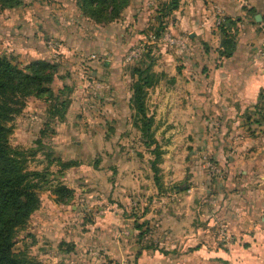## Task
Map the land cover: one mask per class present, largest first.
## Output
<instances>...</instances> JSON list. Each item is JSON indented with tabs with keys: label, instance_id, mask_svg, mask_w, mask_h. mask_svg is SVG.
Returning a JSON list of instances; mask_svg holds the SVG:
<instances>
[{
	"label": "crops",
	"instance_id": "1",
	"mask_svg": "<svg viewBox=\"0 0 264 264\" xmlns=\"http://www.w3.org/2000/svg\"><path fill=\"white\" fill-rule=\"evenodd\" d=\"M165 1L131 0L123 15L126 33L118 35V46L139 42L145 29L155 24L151 8ZM214 6L239 21L237 50L230 59L218 54L221 38L213 26ZM250 9L260 14L264 0H182L167 19L170 31L189 36V51L184 55L169 53L158 45L161 49L152 56L159 82L149 91L147 106L150 109L153 105V129L163 152L162 167L172 171L184 166L190 175L177 181L168 171L157 186L153 175H129L119 183L117 174L109 196L126 191L127 201L137 194L142 204L147 196L145 204L151 211L145 209L141 215L134 211L127 215L131 218L124 219L127 211L122 212L112 201L111 212L86 227L88 231L74 236L73 230L65 235L66 264H264V128L241 124L246 111L255 119L253 106L264 90V43L257 45L261 36L249 24ZM77 39L75 34L65 40L68 53L84 51ZM95 40L98 48L106 50L101 39ZM105 41L108 47L113 46L109 38ZM73 81L74 77L65 78L67 85ZM76 133V126L67 127L65 122V139L71 142ZM213 135L215 143L211 142ZM191 146L200 154L213 152L226 177L209 178L198 158L181 163ZM118 161L111 168L116 173ZM138 163L131 159L127 169ZM73 170L65 171V186L75 191V185L69 184ZM78 196L74 193V198ZM71 210L76 213L78 209ZM136 223H145L146 234L140 240ZM219 224L228 228L230 243L219 241ZM122 229L129 236L121 237Z\"/></svg>",
	"mask_w": 264,
	"mask_h": 264
},
{
	"label": "rangeland",
	"instance_id": "2",
	"mask_svg": "<svg viewBox=\"0 0 264 264\" xmlns=\"http://www.w3.org/2000/svg\"><path fill=\"white\" fill-rule=\"evenodd\" d=\"M157 9L158 7L151 8L150 17L152 15L156 17L154 13ZM213 11L215 14L214 9ZM259 15H261V22L258 25H253L252 18L249 24L261 36L257 45H262L264 43V9ZM19 24L24 26L22 35H20V29L17 30ZM126 25L124 16L118 22L102 26L85 20L81 17L73 0H23V5L18 9L0 11V56H11L15 63L22 67L42 57L32 49L33 44L34 46L47 44V47L52 44L51 49L48 48V54L51 60L61 66L59 77L62 78L55 80L52 86L54 91L58 92L65 84V71L68 76L74 77L72 82L74 93L71 96L72 103L66 120L67 127L76 126L77 130L71 142L70 138L65 139V121L49 123L47 120L49 107L38 99H28L23 113L10 124L13 127L11 146L24 150L29 155L33 154L29 156V169L44 172L48 176L47 183L41 184L39 189L42 203L39 211L32 216L27 226L18 232L15 240L14 251L23 255L28 264H66L65 235L68 236V231L73 230H75L74 236H77L78 232L83 234L88 231L86 227L93 225L99 217H103L102 214L111 212L109 203L112 201H114L112 203L117 202L122 212L127 211L123 215L124 219L131 218L127 215L134 211L139 215L145 209L151 211V206L145 204L147 196L144 197L143 204L139 201L137 194H132L127 201L126 195L129 193L126 191H121L119 194L114 191L109 196L111 181L116 182L117 174L119 183H123L131 175L140 178L154 175L152 162L155 156L141 143L138 132L132 126V112L129 108L131 69L137 63L129 64L125 59L134 46L146 39V35L142 36L139 42L132 41L131 44L124 43L118 46V35L126 33ZM147 28L144 34L147 33ZM65 31L69 35L78 34V45L84 38L101 39L102 44H106L107 48L105 50L92 47L90 54L68 53L65 50ZM57 34H59L58 38H51ZM172 34L175 32L173 31ZM106 38L112 40V47H108ZM28 39L32 41V45ZM122 39L125 40V38ZM162 46L169 53H182L181 55L187 53H179L164 44ZM150 49L152 55L153 53L157 55L155 52L161 48L154 45L147 51ZM91 54L95 58H91ZM152 108L153 105L150 106V113ZM245 122L246 120H243L241 124ZM257 137L260 136L257 135ZM262 137L264 141V135ZM65 140L66 145L70 144L68 148L65 147ZM211 140L215 143L216 136L213 135ZM194 148L196 147H190L188 156H185L181 163L198 158V162H202L209 178L216 180L226 177L227 174L223 168L215 163L213 152L206 151L200 154L201 151L197 153L198 151L195 152ZM131 159L139 163L128 170L127 162L129 164ZM205 159L211 161L214 166L213 171H209ZM117 160H119V166L116 173L115 169L111 168ZM68 161L81 163L80 166L73 168L75 170L69 172L71 174L69 184L75 185L76 192H74L79 196L65 207L57 203L53 191L60 185L65 186V168L62 163ZM96 163H98L97 166ZM163 164V156H161L156 165L160 179L171 171L162 167ZM100 167L102 170H99ZM168 175L174 180L182 181L190 174L189 170L180 166L176 169L172 168ZM104 199L109 202L107 203ZM208 202L212 204L213 201L208 200ZM72 207H77L76 213L71 210ZM119 234L122 235L121 237L129 236L123 229Z\"/></svg>",
	"mask_w": 264,
	"mask_h": 264
},
{
	"label": "trees",
	"instance_id": "3",
	"mask_svg": "<svg viewBox=\"0 0 264 264\" xmlns=\"http://www.w3.org/2000/svg\"><path fill=\"white\" fill-rule=\"evenodd\" d=\"M83 19L90 20L97 25H108L118 22L131 4V0H73ZM182 0H166L158 5L155 24L147 29L145 38L150 35L158 40L163 36L168 27L167 19L180 8ZM23 5V0H0V11L15 10ZM252 18L253 25H258L255 16L259 14L256 9L247 10ZM263 18V17H262ZM238 19L226 16L222 26L217 27L221 42L218 54L221 58L230 59L237 50ZM21 26V27H20ZM20 35L24 26L19 24ZM14 32V30L12 31ZM11 32V35H12ZM146 32V31H145ZM144 33V32H143ZM17 35V34H16ZM35 34H33L34 36ZM59 34L51 38H58ZM69 37L65 31V40ZM30 45L32 41L28 39ZM145 40V39H144ZM141 40V41H144ZM73 42V41H72ZM78 42V39L75 41ZM95 39L84 38L80 40L83 53H89L97 47ZM94 43V44H92ZM74 44V43H72ZM41 58L28 62L20 67L11 56H0V264H28L27 259L14 251L15 240L18 232L23 230L32 216L41 207L39 189L41 184L47 183V174L29 169V155L24 150L15 149L10 144L13 127L10 125L19 117L26 108L28 99H38L49 107V123L55 121L66 122L68 109L71 106V96L74 86L66 83L55 92L52 88L56 79L61 80V66L49 57L47 44L32 45ZM151 48V47H149ZM81 52V53H82ZM86 53V54H87ZM91 57L95 58L91 54ZM155 59L152 51H147L142 60L131 69V87L129 108L132 112L133 128L138 132L141 143L151 150L155 156L152 162L154 170L153 180L158 186L160 177L156 167L163 152L160 144L155 139L154 116L147 106L149 91L154 88L159 78L154 71ZM69 77L65 73V78ZM255 119L245 112L247 124H255L264 128V90L259 94L258 102L253 106ZM79 161L62 163L65 171L80 166ZM98 163H96V166ZM57 203L69 205L74 200V190L60 185L53 191ZM139 231L138 239L146 234L143 231L145 223L135 224Z\"/></svg>",
	"mask_w": 264,
	"mask_h": 264
},
{
	"label": "built area",
	"instance_id": "4",
	"mask_svg": "<svg viewBox=\"0 0 264 264\" xmlns=\"http://www.w3.org/2000/svg\"><path fill=\"white\" fill-rule=\"evenodd\" d=\"M213 9L215 10L213 26L214 28H217L223 25L226 19V15L223 8L220 6H214ZM188 42L189 36H177L175 34H172L170 29H167L159 40L155 36L150 35L148 39H145L144 41H141V43H138L127 53L125 59L129 64L139 63L149 47L162 44L179 52H188ZM51 45L52 44H50V47H48L49 49H51ZM262 56L264 58V49L262 52ZM205 163L210 172L214 170V166L212 165L210 160L205 159ZM211 203L213 204L214 202ZM217 232L220 242H222L223 244L230 243L231 236L228 232V228L224 224H219Z\"/></svg>",
	"mask_w": 264,
	"mask_h": 264
},
{
	"label": "water",
	"instance_id": "5",
	"mask_svg": "<svg viewBox=\"0 0 264 264\" xmlns=\"http://www.w3.org/2000/svg\"><path fill=\"white\" fill-rule=\"evenodd\" d=\"M255 20H256L257 23H260L261 22V15H259V14L256 15L255 16Z\"/></svg>",
	"mask_w": 264,
	"mask_h": 264
}]
</instances>
